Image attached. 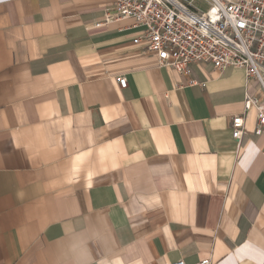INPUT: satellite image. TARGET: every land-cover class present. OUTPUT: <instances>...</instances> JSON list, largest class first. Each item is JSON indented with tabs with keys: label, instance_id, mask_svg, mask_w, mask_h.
Here are the masks:
<instances>
[{
	"label": "crops",
	"instance_id": "obj_1",
	"mask_svg": "<svg viewBox=\"0 0 264 264\" xmlns=\"http://www.w3.org/2000/svg\"><path fill=\"white\" fill-rule=\"evenodd\" d=\"M111 4L0 0V264H264L257 81L158 66Z\"/></svg>",
	"mask_w": 264,
	"mask_h": 264
},
{
	"label": "built area",
	"instance_id": "obj_2",
	"mask_svg": "<svg viewBox=\"0 0 264 264\" xmlns=\"http://www.w3.org/2000/svg\"><path fill=\"white\" fill-rule=\"evenodd\" d=\"M199 1L206 3L203 7ZM104 23L134 19L143 31L134 39L160 67L180 75L191 64L210 63L214 70L233 67L258 83L256 95L244 96V110L232 116V138L239 141L246 113L254 110L253 134L264 137V0H111ZM120 88L126 79H117ZM175 264H185L179 257ZM201 264H210L209 261Z\"/></svg>",
	"mask_w": 264,
	"mask_h": 264
},
{
	"label": "rangeland",
	"instance_id": "obj_3",
	"mask_svg": "<svg viewBox=\"0 0 264 264\" xmlns=\"http://www.w3.org/2000/svg\"><path fill=\"white\" fill-rule=\"evenodd\" d=\"M199 3H200L203 7H205V6L207 5L206 3L202 2V1H199Z\"/></svg>",
	"mask_w": 264,
	"mask_h": 264
}]
</instances>
